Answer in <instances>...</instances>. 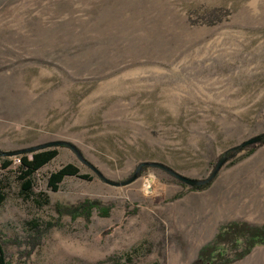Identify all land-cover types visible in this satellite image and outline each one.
<instances>
[{
    "label": "rangeland",
    "instance_id": "374dc122",
    "mask_svg": "<svg viewBox=\"0 0 264 264\" xmlns=\"http://www.w3.org/2000/svg\"><path fill=\"white\" fill-rule=\"evenodd\" d=\"M261 134L264 0H0V152L66 142L81 157L51 147L32 176L41 206L18 195L19 155L5 157L9 264H108L141 241L150 253L131 264H191L220 225L264 227V145L226 159L201 191L150 166L124 183L142 163L203 180ZM66 164L91 179L51 192ZM85 199L108 217L78 216ZM33 221L51 227L34 234ZM231 264H264V245Z\"/></svg>",
    "mask_w": 264,
    "mask_h": 264
},
{
    "label": "trees",
    "instance_id": "16d2710c",
    "mask_svg": "<svg viewBox=\"0 0 264 264\" xmlns=\"http://www.w3.org/2000/svg\"><path fill=\"white\" fill-rule=\"evenodd\" d=\"M256 145H264V137ZM248 147V146H246ZM233 147L227 150L223 156L226 159H232L237 153L244 150V148ZM253 145H249V149L246 150L245 156H248L253 151ZM1 153V152H0ZM56 156L54 148H47L31 154H21L18 157V164L15 168V179L18 183V195L24 199L33 200L38 206L46 205L47 199L33 194V174L42 166L47 164ZM0 155V169L5 170L10 161ZM231 164L233 161L230 162ZM142 167L140 170L143 171ZM139 174V173H138ZM65 177H77L84 180H89L91 177L88 175L79 174L78 169L71 165L66 164L61 166L58 170L50 173L46 179V186L51 192L57 190V185ZM98 177H100L98 175ZM212 180L205 185L197 187H189L192 191H201L206 189ZM178 182V181H177ZM179 183V182H178ZM6 185L0 180V207L6 200ZM110 207H102L97 203L90 200H83L79 204V210L77 215L83 217L84 220L89 218L94 213L99 218H107ZM32 231L36 234L38 231L42 234L47 231L51 226L49 223H45L41 230H38L40 226L36 221L29 223ZM28 248L24 251L25 257L31 253L39 244V236H31ZM5 240L0 232V264H9L6 261L4 252ZM264 245V227L251 226L245 222L233 221L220 225L212 239L204 246H202L196 254L195 259L191 264H231L244 258L254 247ZM150 253V247L146 242L141 241L135 247H132L129 251L119 255L109 257L105 263L108 264H131V260L134 257L148 255ZM97 264H103L97 263Z\"/></svg>",
    "mask_w": 264,
    "mask_h": 264
},
{
    "label": "water",
    "instance_id": "95a60500",
    "mask_svg": "<svg viewBox=\"0 0 264 264\" xmlns=\"http://www.w3.org/2000/svg\"><path fill=\"white\" fill-rule=\"evenodd\" d=\"M263 137H264V134L254 136V137H252L250 139H247V140L241 142L236 147L243 148V147H246V146H249V145H252V144H257V143H259L262 140ZM56 146H62V147L69 148L70 150L73 151V153L76 155V157L81 160L80 154L77 151V149L74 148V146H72L71 144L66 143V142H49V143L33 146V147H30V148H27V149H23V150L15 152V153H2L1 152L0 155L3 156V157H8V156H12V155L16 156V155H21V154H31V153L38 152L40 150H44V149L51 148V147H56ZM225 161H226L225 157H220L216 161V163H215L212 171L210 172V174L203 180H196V179L186 178L184 176L176 174L172 170H170L167 167H165V166H163L161 164H158V163H142V164H139L136 167V169L134 170V172L131 175V177L128 180H126L124 183H128V182L133 181L136 178V175H137L138 171L141 169L142 166H150V167L158 168V169L164 171L169 176H171L172 178L176 179L177 181L183 183L187 187H197V186L199 187V186L205 185L212 178H214V176L217 174V172L219 171L221 166L225 163Z\"/></svg>",
    "mask_w": 264,
    "mask_h": 264
},
{
    "label": "crops",
    "instance_id": "0c3cea01",
    "mask_svg": "<svg viewBox=\"0 0 264 264\" xmlns=\"http://www.w3.org/2000/svg\"><path fill=\"white\" fill-rule=\"evenodd\" d=\"M262 205H264V203H262ZM234 221H236V220H234ZM239 221H242V220H239Z\"/></svg>",
    "mask_w": 264,
    "mask_h": 264
},
{
    "label": "bare ground",
    "instance_id": "6f19581e",
    "mask_svg": "<svg viewBox=\"0 0 264 264\" xmlns=\"http://www.w3.org/2000/svg\"><path fill=\"white\" fill-rule=\"evenodd\" d=\"M150 183V182H149Z\"/></svg>",
    "mask_w": 264,
    "mask_h": 264
}]
</instances>
